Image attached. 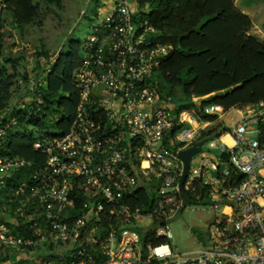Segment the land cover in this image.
I'll use <instances>...</instances> for the list:
<instances>
[{
    "label": "built area",
    "instance_id": "2783aa9c",
    "mask_svg": "<svg viewBox=\"0 0 264 264\" xmlns=\"http://www.w3.org/2000/svg\"><path fill=\"white\" fill-rule=\"evenodd\" d=\"M137 1L95 11L73 73L75 118L65 133L33 142L45 161L15 182L14 171L31 163L0 153V249L42 248L36 264H264V143L246 140L258 134L262 109L228 131L232 145H217L227 164L210 154L211 142L195 164L191 159L183 192L193 203L208 199L220 214L197 250L170 245L167 222L190 204L183 206L177 152L212 122L191 109L175 111L171 96L159 93L153 72L172 46L155 39ZM48 66L29 79L23 98L0 109V152L17 124L13 111L41 109L38 86ZM203 112L217 116L223 107L209 104ZM158 238L165 242L154 244Z\"/></svg>",
    "mask_w": 264,
    "mask_h": 264
},
{
    "label": "trees",
    "instance_id": "16d2710c",
    "mask_svg": "<svg viewBox=\"0 0 264 264\" xmlns=\"http://www.w3.org/2000/svg\"><path fill=\"white\" fill-rule=\"evenodd\" d=\"M63 1L43 0L42 4L61 10ZM137 2L142 18L155 28V39L172 46L169 57L155 69L153 76L159 93L171 96L175 111L191 109L200 119L214 121L217 116L203 112L209 104H218L225 111L260 108L263 116L257 122V138L264 142V38L249 33L252 27L249 14L237 7L234 0ZM5 3L1 6L0 0V15L8 12L11 23L20 30L36 22L42 10V4L33 0H5ZM82 44L83 40H72L68 53L59 50L52 62L46 51L40 52L49 65L38 86L41 109L36 114L13 111L17 124L8 128L5 147L0 152L2 156H18L31 164L14 171L9 180L28 178L45 161L44 152L33 147L37 138L60 135L70 128L79 100L73 73L82 57ZM20 60L5 56L1 59L0 46L1 110L10 105L17 88H24L19 82L30 79L28 73L18 69ZM46 64L37 68L36 78L43 76ZM26 93L22 90L18 99ZM218 126L202 131L200 137L212 134ZM205 190L202 189L203 193ZM164 242L163 238L153 241L154 244Z\"/></svg>",
    "mask_w": 264,
    "mask_h": 264
},
{
    "label": "rangeland",
    "instance_id": "374dc122",
    "mask_svg": "<svg viewBox=\"0 0 264 264\" xmlns=\"http://www.w3.org/2000/svg\"><path fill=\"white\" fill-rule=\"evenodd\" d=\"M33 1L41 4L43 2V0ZM114 1L64 0L61 10L53 6L45 7L42 4V10L36 22L24 26L21 30L11 23L8 12H1V59L4 56L20 58L18 69L28 73L31 79L35 76L37 68L46 64L45 56L40 55L41 51H46L51 56L50 62L54 60V54H57L59 50L67 54L72 40H84L91 36L90 26L94 20L95 11L103 5H111ZM234 3L251 17L252 27L249 33L264 38V0H234ZM145 11H148V6L145 7ZM45 75L46 73L44 77ZM19 84L24 88H17L16 96L12 98L14 101L11 103L17 102L18 93L27 90V82L23 81ZM241 118L239 110L231 108L223 113L220 121H222L223 129L229 131V128L235 127ZM195 163L196 161L193 160L192 164ZM218 214H220L219 208H212L203 203H191L179 210L167 222L168 229L172 233L169 242L174 251L187 252L200 248L201 244L207 240L209 224L217 218ZM4 256L1 253L0 259L2 260ZM28 257L33 259L34 254L29 253Z\"/></svg>",
    "mask_w": 264,
    "mask_h": 264
},
{
    "label": "crops",
    "instance_id": "0c3cea01",
    "mask_svg": "<svg viewBox=\"0 0 264 264\" xmlns=\"http://www.w3.org/2000/svg\"><path fill=\"white\" fill-rule=\"evenodd\" d=\"M26 88H27V86H26ZM28 90V89H27ZM24 91V90H23ZM26 91V90H25ZM162 94H164V93H162ZM12 101H14V99H11V102ZM10 102V104H14V103H11ZM239 110V112H240V114H241V120H239L238 122H240V121H242L243 120V118L249 113V112H252L253 110H255V111H258V110H260V108H251V107H247L245 110H241V109H238ZM223 113H225V110L223 109V112L220 114V115H217V119L216 120H214V121H211L212 123H211V125H214L212 128H214V127H217L218 125H220V127L218 126V128L216 129V131L215 132H213V133H216V137H215V139H213V140H210V141H208V142H211L212 144H214V145H216V146H214V147H210V148H208V151L210 152V154L212 155V156H216V157H219L220 159H222L223 160V162L225 163V164H227L228 163V160H226V159H224V158H222L221 157V153L222 152H225V151H222L219 147H217V145H219L221 142H224V143H226V144H228L229 146L230 145H232L233 144V141H232V137H231V135H230V132H228V131H226L225 129H223V127H222V121H220V117H222V115H223ZM216 116V115H215ZM211 125L210 126H208L205 130L203 129L202 131H206V130H209V129H211V128H209V127H211ZM231 128H229V130H230ZM202 133V132H201ZM212 133V134H213ZM259 133V132H258ZM211 135V134H210ZM209 136V135H208ZM224 136H229L230 137V139H231V143H228L226 140H224L223 139V137ZM206 137V136H205ZM257 137H258V134H257ZM257 137H253V135H250V136H246V140H250L251 138H257ZM201 139V137L198 139V140H200ZM207 142V143H208ZM206 143V144H207ZM262 143H264V142H262ZM187 148V147H186ZM185 149V148H184ZM212 149H215V152H213L212 151ZM226 153V152H225ZM226 155H227V153H226ZM228 156V155H227ZM192 158L195 160V161H198L199 160V154L197 153V154H194L193 156H192ZM191 158V159H192ZM191 162V161H190ZM264 171V170H263ZM262 171V173H264ZM242 178V176L241 175H237V180H240ZM1 219H3V215H2V212L0 211V220ZM2 251H4V252H2ZM1 253H3V256L4 257H6V260H4V257H3V259L0 261L1 263H4V264H9V262H11L10 264H13V263H18V264H34L35 263V260H37L38 258H41L42 257V254H46V252L41 248H39L37 251H35V252H33V254H34V258L33 259H30L29 257H28V254L29 253H24V252H15V251H12V252H6L5 250H1L0 249V254ZM26 257H27V259H26ZM4 260V261H3ZM36 264V263H35Z\"/></svg>",
    "mask_w": 264,
    "mask_h": 264
},
{
    "label": "water",
    "instance_id": "95a60500",
    "mask_svg": "<svg viewBox=\"0 0 264 264\" xmlns=\"http://www.w3.org/2000/svg\"><path fill=\"white\" fill-rule=\"evenodd\" d=\"M216 137V133H213L209 136L203 137L200 140L196 141L194 144H192L191 146L185 148V149H181L177 152V157L183 162V173L182 176L180 178V182H179V186L181 188L182 194H183V206H185L188 203H193V201L189 198V196L183 192V182L185 180V177L187 175L189 166H190V161L191 158L194 154L200 153L205 151L207 148L205 146V144L210 141L215 139ZM253 137H257V134L253 135ZM213 152H215V149H212ZM221 157L228 160V156L226 155L225 152H222Z\"/></svg>",
    "mask_w": 264,
    "mask_h": 264
},
{
    "label": "bare ground",
    "instance_id": "6f19581e",
    "mask_svg": "<svg viewBox=\"0 0 264 264\" xmlns=\"http://www.w3.org/2000/svg\"><path fill=\"white\" fill-rule=\"evenodd\" d=\"M223 139L226 140L228 143H231V139L229 136H224Z\"/></svg>",
    "mask_w": 264,
    "mask_h": 264
}]
</instances>
